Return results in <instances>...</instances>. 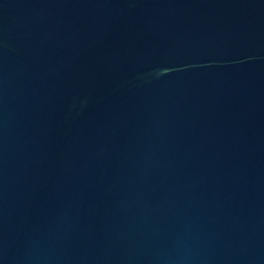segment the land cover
<instances>
[{"label": "water", "instance_id": "water-1", "mask_svg": "<svg viewBox=\"0 0 264 264\" xmlns=\"http://www.w3.org/2000/svg\"><path fill=\"white\" fill-rule=\"evenodd\" d=\"M0 264H264V0H0Z\"/></svg>", "mask_w": 264, "mask_h": 264}]
</instances>
